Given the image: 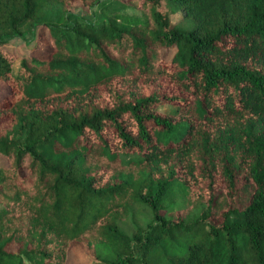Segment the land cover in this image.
I'll return each instance as SVG.
<instances>
[{
	"label": "trees",
	"instance_id": "1",
	"mask_svg": "<svg viewBox=\"0 0 264 264\" xmlns=\"http://www.w3.org/2000/svg\"><path fill=\"white\" fill-rule=\"evenodd\" d=\"M0 86V264H264V0H0Z\"/></svg>",
	"mask_w": 264,
	"mask_h": 264
},
{
	"label": "rangeland",
	"instance_id": "2",
	"mask_svg": "<svg viewBox=\"0 0 264 264\" xmlns=\"http://www.w3.org/2000/svg\"><path fill=\"white\" fill-rule=\"evenodd\" d=\"M158 9L160 11L165 10L163 2H160ZM95 10H96L95 7L92 8V11H95ZM123 11L130 13L133 11V9L128 7ZM74 12L82 16L86 15V12L84 13V11H82L79 6L74 7ZM170 17L172 21H176L179 18V14L178 13L172 14ZM42 32H43L44 38L42 40L41 47L32 48L34 46L33 41H28L26 42V44H24V41H27V40L20 39V38H14L9 41V45H5L3 47V50L6 52V54L14 55L16 57L22 56L24 54H28L30 53L29 51H32L34 55H37L41 58H45L47 57V54L50 48H49V45L46 39L47 38L46 32H44V30H42ZM162 56L164 58H167V54H165L164 52L162 53ZM8 93L9 91L7 89L2 88L0 86V100H3ZM6 164H7L6 158L0 156V165L4 166ZM15 248H16L15 245L10 246L11 251H14ZM67 263L68 264H93L91 258L86 253L85 248L80 244L73 245L71 248H69L67 252Z\"/></svg>",
	"mask_w": 264,
	"mask_h": 264
}]
</instances>
